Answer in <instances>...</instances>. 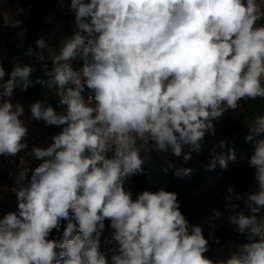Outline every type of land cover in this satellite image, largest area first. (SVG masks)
Listing matches in <instances>:
<instances>
[{"label": "clouds", "instance_id": "9594fccd", "mask_svg": "<svg viewBox=\"0 0 264 264\" xmlns=\"http://www.w3.org/2000/svg\"><path fill=\"white\" fill-rule=\"evenodd\" d=\"M71 9L77 31L61 40L51 69L42 66L47 79L35 81L55 89L66 111L43 100L30 105L31 119L62 131L49 146L33 145L26 154L41 163L20 171L18 210L0 218V264H109L100 250L106 220L113 229L106 242L115 243L111 264H264V217L258 219L264 138L255 139L264 137V115L254 118L245 137L255 139L248 163L257 189L236 196L252 215L232 205L228 217L238 233L259 239L227 259L204 255L208 240L200 226L189 233L177 193L161 188L133 199L124 187L146 163L138 141L183 154L186 162L201 151L206 133L215 135L213 121L225 111L237 110L241 100L264 99V23H258L264 21V0H71ZM5 24L17 28L21 21L9 15ZM36 43L49 48L43 39ZM77 57L83 65L74 69ZM35 70L17 63L5 81L0 64V156L27 148L24 108L10 98L18 87L27 91ZM236 159L232 148L227 155L213 149L207 170L217 163L227 169ZM169 168L178 178L193 173L171 162L162 170ZM62 220L68 221L62 238L49 239Z\"/></svg>", "mask_w": 264, "mask_h": 264}, {"label": "rangeland", "instance_id": "374dc122", "mask_svg": "<svg viewBox=\"0 0 264 264\" xmlns=\"http://www.w3.org/2000/svg\"><path fill=\"white\" fill-rule=\"evenodd\" d=\"M35 1L47 6L44 19L46 23L50 24L47 40L50 49L45 48L39 50L35 61V67L42 69V66L47 64L48 69H51V61L56 51H59L61 40L71 37L73 31L77 29L75 25V12L71 9V0H53V6L50 5L51 0ZM30 3L31 0H0V64L9 59L10 54L8 47L5 45L3 36L7 34L10 35L11 40L18 38L21 42H24L26 38L23 23L29 15ZM20 9H23V11H20ZM9 15L21 21L19 27L13 28L5 24V20L8 19ZM258 23H264V21ZM22 31L24 33L23 36L20 35ZM41 54L45 57L43 61L38 59V56ZM3 68L5 69L6 76V67ZM47 89L49 88L47 87ZM10 99L13 103H19L23 106L24 115L21 119L28 128L27 136L24 138L27 148L16 155H11V157L17 167H21L22 169H34L41 161L36 160L34 157L27 156L26 154L31 150L33 145L40 147L49 146L52 143L50 138L54 134L62 131L63 126H49L43 121L31 119V101L17 98L14 95ZM66 107L67 106L62 105L58 112L66 111ZM239 112L240 105L237 110L229 109L223 113L219 120H214L215 135L206 133L201 145V151H193L191 153V159L186 162L183 159V154L177 157L173 154L171 149L160 151L155 149L151 143L144 144L140 141H138L137 146L140 148L147 162L152 160L151 164H153L154 168L160 166L162 167L161 169H163L171 162L175 167H180L189 163L194 170H199L210 159L211 151L213 149H215V151L220 149V141L223 140L227 142L228 136L224 130L227 124L238 118ZM183 151L184 153L189 152V147L185 145ZM234 170H238L245 174L244 185L241 189L230 180L231 172ZM171 172H174V168H169L167 173L162 170L161 175L169 176ZM29 176H31V171L29 172ZM163 178L169 179L167 177ZM154 182L155 181H153L152 185ZM133 184L134 180L131 185L133 186ZM223 186H226L227 190L229 187L233 188L234 191L232 193L228 192V197H232L231 200L224 198L223 193L220 194L221 187ZM257 186L255 168L249 165L248 160L245 159V154H242L235 162H228L227 169L221 167L216 169L215 173L208 181L194 189L185 197L183 204L190 225L189 233H191V226L201 227L204 237L208 240L209 250L204 254L207 258L213 260L227 259L232 252L238 251L239 246L244 244L237 242L243 234L235 230L234 226L229 223L228 217L233 214L231 209L232 205L237 206V211L242 209L246 215H252L246 206L245 200H237L236 196L240 195L247 197L248 194L256 191ZM18 189L19 187L9 185L0 190V218H3L9 211L18 210L15 192ZM214 209L221 213L219 217L214 215ZM262 213H264V209H261L258 217ZM49 239H52L51 235ZM112 244L115 245L114 242Z\"/></svg>", "mask_w": 264, "mask_h": 264}, {"label": "trees", "instance_id": "16d2710c", "mask_svg": "<svg viewBox=\"0 0 264 264\" xmlns=\"http://www.w3.org/2000/svg\"><path fill=\"white\" fill-rule=\"evenodd\" d=\"M88 2V0H86ZM50 5L53 6V0H51ZM47 6L41 3H38L35 0H31L30 10L27 19L23 23V27L26 32V38L24 42H21L18 38L11 40L10 35L5 34L3 37L5 45L9 49V59L2 63L3 67H6V76L4 77L5 81L9 78L10 72L13 70L14 66L17 63L28 64L33 66L36 70L32 73L31 79L33 84L27 89V91H21L20 88H16L14 91V96L20 99L29 100L32 103L37 100H43L46 104L51 105L57 112L62 106L59 103V95L55 89H47V86H43L35 81L39 79H47V76L44 74L42 69L35 67V61L38 55V52L41 48L37 47V40L43 39L46 43L48 40L50 27L49 23L45 22L44 14L46 12ZM74 32V31H73ZM73 35V34H72ZM31 49L33 55H27V51ZM74 69H79V66L72 65ZM50 70V69H49ZM89 90H85L83 95L87 98ZM258 115H264V99L257 98L256 100H241L239 116L236 120H233L231 123L227 124L225 128V133L228 136L226 142L227 147L220 148L216 151L218 154L227 155L229 148L235 150L236 157H240L242 154H245V159L249 160L251 155L254 153V142L255 139H262L264 137H256L254 141H246L245 137L250 134L249 125H252L254 118ZM1 161L7 159L9 164L15 165V169L18 173L22 170L21 167H17L16 163L13 161L11 155L0 156ZM152 160L146 161L144 165L143 172L134 176H131V184L134 180L133 186L131 185L130 191L133 193V199H136L138 194L143 191L156 192L163 188L165 191L175 192L178 195V202L180 205V211L184 214L186 219L188 218L186 210L184 208V199L185 197L192 192L197 187L203 185L208 181L212 175L215 173V170L220 168L219 164L215 166L213 170H207V165L210 163V159L206 164L199 170H194L189 163H186L180 167L192 168L193 173L188 178H178L174 175V172H171L169 176H162L161 171L162 167L158 166L154 168L151 164ZM232 162V161H229ZM244 173L234 170L231 172L230 180L238 188H243L244 185ZM167 177L169 179L163 178ZM30 178V176H29ZM154 184L152 185V183ZM24 183H27L24 182ZM13 185L16 187L21 186L20 183H15L12 179L7 178L4 175H0V190L3 187ZM224 195V198L228 199V190L226 186L221 187L220 194ZM260 217H264V213L260 214ZM68 221L62 220L61 227L59 230H53L51 233L52 239L62 238L64 228L67 226ZM73 223L75 220L73 218ZM109 224H105V228ZM249 234H243L238 240V243H249L254 242L258 237H252L249 240ZM101 240V237H100ZM115 247L113 244H109V249ZM57 251H59L57 249ZM110 257L112 252L110 251Z\"/></svg>", "mask_w": 264, "mask_h": 264}, {"label": "built area", "instance_id": "2783aa9c", "mask_svg": "<svg viewBox=\"0 0 264 264\" xmlns=\"http://www.w3.org/2000/svg\"><path fill=\"white\" fill-rule=\"evenodd\" d=\"M75 31H77V29L74 30L73 34L75 33ZM71 64L82 67L83 61L79 57H77L75 60L71 61ZM88 95H90V93ZM113 155H114V150L107 153V156L109 158H111ZM0 175H4L7 178L12 179L15 183H20V181L18 180L19 173L15 169V165L9 164L7 159H5L3 161H1V159H0ZM24 182H26V181H24ZM124 187L126 190L130 191V189H131V177H129L125 181ZM106 223H108L109 226L104 229V231L101 235L100 250L105 253L106 257L109 258V264H111L110 254H109L110 249H109V244L106 242V238L111 236L113 229H111V227H110V221L106 220L105 224Z\"/></svg>", "mask_w": 264, "mask_h": 264}]
</instances>
